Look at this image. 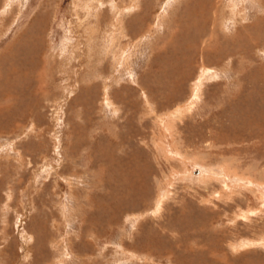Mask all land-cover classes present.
Listing matches in <instances>:
<instances>
[{
    "label": "rangeland",
    "instance_id": "374dc122",
    "mask_svg": "<svg viewBox=\"0 0 264 264\" xmlns=\"http://www.w3.org/2000/svg\"><path fill=\"white\" fill-rule=\"evenodd\" d=\"M0 264H264V0H0Z\"/></svg>",
    "mask_w": 264,
    "mask_h": 264
},
{
    "label": "bare ground",
    "instance_id": "6f19581e",
    "mask_svg": "<svg viewBox=\"0 0 264 264\" xmlns=\"http://www.w3.org/2000/svg\"><path fill=\"white\" fill-rule=\"evenodd\" d=\"M165 144H166V143H165ZM168 145H169V144H168ZM168 150H169L170 154L174 153V152L172 151V149H171L170 146H169V149H168ZM169 152H168V153H169ZM172 155H173V154H172Z\"/></svg>",
    "mask_w": 264,
    "mask_h": 264
}]
</instances>
